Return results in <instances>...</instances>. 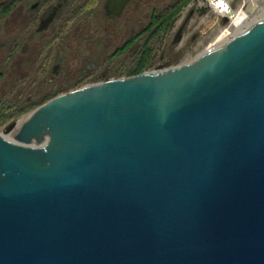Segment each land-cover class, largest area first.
I'll use <instances>...</instances> for the list:
<instances>
[{
    "label": "water",
    "instance_id": "1",
    "mask_svg": "<svg viewBox=\"0 0 264 264\" xmlns=\"http://www.w3.org/2000/svg\"><path fill=\"white\" fill-rule=\"evenodd\" d=\"M9 127L0 264H264V18Z\"/></svg>",
    "mask_w": 264,
    "mask_h": 264
},
{
    "label": "flooded vegetation",
    "instance_id": "2",
    "mask_svg": "<svg viewBox=\"0 0 264 264\" xmlns=\"http://www.w3.org/2000/svg\"><path fill=\"white\" fill-rule=\"evenodd\" d=\"M182 1L0 0V11H8L0 25L19 14L7 59L25 54L29 60L30 68L21 79L36 85L28 101L35 99L38 87H45L40 98L54 97L87 84L166 67L186 50L183 34L186 21L197 11L196 3L189 0L178 13L190 9L171 39L167 36L172 29L160 37V13L162 7ZM22 85L15 95H25L33 84Z\"/></svg>",
    "mask_w": 264,
    "mask_h": 264
},
{
    "label": "rangeland",
    "instance_id": "3",
    "mask_svg": "<svg viewBox=\"0 0 264 264\" xmlns=\"http://www.w3.org/2000/svg\"><path fill=\"white\" fill-rule=\"evenodd\" d=\"M231 2L235 12L237 11L238 13L240 10L245 9L246 12L249 14V17L251 16L250 18L248 17V20L245 23V25L248 27L252 23H254V21L264 18V9H262L264 8V0H231ZM193 9H195V6ZM189 10L190 9L186 7L178 15L173 27L171 28L172 30L167 36L168 39L172 38L173 31L178 26H180V24H182ZM18 15L19 14H15V17L10 15L8 17L7 22L3 25L1 23L0 25V95L9 91L14 92V94L18 93L19 90H21L20 87L23 86L22 84H24V87L33 84L29 87L28 91L24 93L25 95H23L27 98V95L33 91L32 89L36 85L34 83L35 81L31 82L30 79L23 80L24 82H22L21 79L24 73L27 72L30 68L29 60L25 59V54L17 55L12 60L7 59V56L9 54V42L11 37L13 36L12 33L13 27L15 25L14 22H16V19L19 17ZM254 18H256V20H254ZM230 21V19L228 21L223 20L221 16L216 14L214 11L210 10V8H205L202 11H196L195 15L190 20L186 21L187 24L185 26L183 34V41L186 40L187 42L185 48L186 50L181 55V57L174 63L187 61L191 57L196 55L198 52L204 50L224 31V29H226L227 26L229 27ZM233 32L234 30L230 29V34H232H227L229 35L228 38H231L230 36L234 35ZM35 40L38 39L36 38ZM182 45H184V43ZM182 45L180 43L177 44L178 47ZM44 88V86L38 87L35 90L36 95L32 98H40L39 96L42 93V90H44ZM29 111L21 114L20 116L9 121L8 123H0V133L5 135L7 138L15 136L16 127H9V124L13 121H17V123H20L28 115Z\"/></svg>",
    "mask_w": 264,
    "mask_h": 264
},
{
    "label": "trees",
    "instance_id": "4",
    "mask_svg": "<svg viewBox=\"0 0 264 264\" xmlns=\"http://www.w3.org/2000/svg\"><path fill=\"white\" fill-rule=\"evenodd\" d=\"M189 0H183L179 5L172 6L166 5L161 9V22H160V37L163 38L164 35L171 30L174 25L175 19L181 9L188 3ZM7 9H2L0 11V18H4L7 13ZM52 98V96H44L38 99H33L28 101L25 96L15 95L14 92H6L0 95V123H8L9 121L17 118L21 114L35 108L41 103Z\"/></svg>",
    "mask_w": 264,
    "mask_h": 264
},
{
    "label": "bare ground",
    "instance_id": "5",
    "mask_svg": "<svg viewBox=\"0 0 264 264\" xmlns=\"http://www.w3.org/2000/svg\"><path fill=\"white\" fill-rule=\"evenodd\" d=\"M260 3V2H259ZM262 4V3H261ZM257 5V4H256ZM248 8V7H247ZM255 8V7H254ZM249 9V8H248ZM264 9V8H262ZM239 10V9H238ZM245 10V9H244ZM240 10L238 13L237 11L234 13V16H232L229 27L224 29V31L212 42L210 43L205 50L213 49L222 44V42L229 39L230 29H233L235 33H239L243 31L244 29L248 28V26L245 25L246 21L248 20L249 14L246 12V10ZM258 12V11H257ZM261 16V15H260ZM264 16V15H263ZM251 17V16H250ZM249 17V18H250ZM259 17V16H258ZM262 17V16H261ZM256 20V18H254ZM255 22V21H254ZM225 26V25H224ZM223 26V28H224ZM246 26V27H245ZM220 31V30H219ZM232 34V33H231ZM230 34V35H231ZM231 37V36H230ZM21 119V118H20Z\"/></svg>",
    "mask_w": 264,
    "mask_h": 264
},
{
    "label": "built area",
    "instance_id": "6",
    "mask_svg": "<svg viewBox=\"0 0 264 264\" xmlns=\"http://www.w3.org/2000/svg\"><path fill=\"white\" fill-rule=\"evenodd\" d=\"M196 3V2H194ZM208 3H209V6L210 8L216 13L218 14L219 16L223 17V16H226L228 17L230 20L232 18V16H234V9H233V6H232V2L231 0H208ZM206 49V48H205ZM202 50L200 52H198L196 55H194L193 57H191L189 60L187 61H182L180 63H175V64H172V65H169V66H166V67H163V68H167V67H172V66H176V65H179V64H182V63H185V62H188L194 58H196L198 55H200L201 53L203 52H207L209 50ZM214 49V48H213ZM158 69V68H157ZM153 70H156V69H153ZM150 71V70H148Z\"/></svg>",
    "mask_w": 264,
    "mask_h": 264
}]
</instances>
